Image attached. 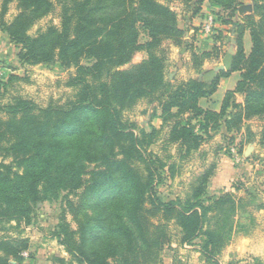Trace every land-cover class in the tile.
Instances as JSON below:
<instances>
[{
    "label": "trees",
    "instance_id": "16d2710c",
    "mask_svg": "<svg viewBox=\"0 0 264 264\" xmlns=\"http://www.w3.org/2000/svg\"><path fill=\"white\" fill-rule=\"evenodd\" d=\"M14 1L19 12L7 20ZM177 1L186 5L191 19L208 1L218 8L210 13L221 25L235 27L238 50L229 68L210 83L197 77L180 82L169 78L166 44L187 50L193 44L186 39L188 29L179 25L178 13L160 0H2L0 27L19 47L20 61L75 68L68 84L76 92L65 104L40 106L22 97L0 102V226L30 223L33 205L57 199L62 213L54 235L79 264H164L168 255L172 264H185L178 249L188 245L199 246L205 264H224L218 256L232 241L225 232L255 228L250 212L232 221V193L205 203L211 200L207 187L215 165L192 185L185 200H163L156 183L164 180L160 169L166 165L150 147L162 137L165 148L175 144L188 156L204 140L194 120L206 131L223 125L229 134L239 133L254 118L264 121V0H255L253 12L244 15L246 23L235 19H240L244 0ZM57 8L59 24L50 22L30 33ZM141 29L147 35L144 43ZM247 30L249 52L242 41ZM140 51L146 58L125 68ZM209 55L192 52L199 74ZM234 72L240 80L225 93L221 109L203 108L201 99L211 98L220 78ZM141 100L160 110L161 124L150 131L124 117ZM257 144L264 145V124ZM168 172L175 176V163ZM94 200L92 214L87 207ZM217 207L225 210L222 233L205 230L208 213ZM28 248L26 238L0 237V264H23Z\"/></svg>",
    "mask_w": 264,
    "mask_h": 264
},
{
    "label": "rangeland",
    "instance_id": "374dc122",
    "mask_svg": "<svg viewBox=\"0 0 264 264\" xmlns=\"http://www.w3.org/2000/svg\"><path fill=\"white\" fill-rule=\"evenodd\" d=\"M160 1L169 4L178 13L179 25L188 29L186 39L193 44L190 50H187L185 45L179 47L166 44L170 79L175 78L177 82H180L190 77L199 78L200 75H203V79L210 83L217 77L220 71L218 67L229 68L231 57L238 50V40L234 32L235 27L231 24L221 25L218 20H214L211 24L208 14L212 9H218L217 7H212L208 1H205L201 14L194 17V20L190 18L191 12L182 1ZM1 3L2 0H0V11ZM253 3L255 0H244L243 5ZM18 12L17 2H11L5 17L7 20H12ZM249 13L240 14L238 12L237 15L240 19L238 17L235 19L246 23L244 15ZM202 14L203 16H201ZM58 15L59 8L56 12L40 20L30 33H35L38 29L46 27L50 22L59 24ZM224 17L227 18V16ZM194 22L196 24L192 26ZM206 25L209 26V32L204 31ZM140 38L143 43L147 40L143 29H141ZM242 41L246 52H249L252 47L249 30L245 32ZM19 51V47L11 42L9 36L0 27L1 103H11L17 97H22L32 100L40 106H47L51 101L65 104L74 99L76 91L69 86L68 81L70 76L75 73V68L65 69L58 63L25 64L18 57ZM192 52L210 53L204 58L200 74L193 65ZM145 58L144 51H140L125 68L139 63ZM83 62L85 63V61ZM235 77L237 76H234L229 82H233ZM237 99L239 102L244 100L242 95H238ZM159 112L158 108L153 109L148 100H141L132 109L125 112L124 117L129 121L137 122L150 131L151 126L161 124ZM193 122L200 129L199 132L204 136V140L201 147L190 155L179 153L175 144L165 148L162 137H159L150 147L158 153L166 165L160 169L164 180L156 183L157 191L165 201L175 200L178 197L185 200L193 187L192 185L197 184L211 165H215V173L207 187V197L209 196L208 198L211 200L205 203L212 204L213 199L229 192L232 193L236 201V211L231 213L233 222L245 211L252 213L256 218L255 228L248 233H238L235 230L225 232V236L231 237L232 241L218 257L224 264H264V145L257 144L264 121L257 118L249 120L239 133L234 134L227 133L223 125L220 128H210L206 131L200 127L198 119ZM253 139L256 141L251 142ZM240 150H242L241 153ZM10 160L11 158H8V161ZM171 163L176 165V173L173 178L168 172V165ZM95 199L97 200V198ZM95 204L96 202H91V205L87 207L90 213L96 208ZM230 206L229 203L226 207ZM224 212L225 210L221 207L209 212L205 230L222 233L225 220L221 215H224ZM61 213L62 205L57 199H46L33 205L30 223L26 221L4 222L0 226V237L28 239L29 248L23 252L25 256L23 264H61L59 259H63L66 264H79L78 260L66 250L60 238L54 235L57 224L60 222ZM66 219L72 227L76 228V223L69 211H66ZM226 229H230V227L226 226ZM197 243L202 244L203 240H197ZM176 246L174 245V247ZM199 249L197 245H188L180 247L178 254L185 264H205V256ZM168 257L170 256L165 258L169 263Z\"/></svg>",
    "mask_w": 264,
    "mask_h": 264
},
{
    "label": "crops",
    "instance_id": "0c3cea01",
    "mask_svg": "<svg viewBox=\"0 0 264 264\" xmlns=\"http://www.w3.org/2000/svg\"><path fill=\"white\" fill-rule=\"evenodd\" d=\"M195 24H196V22H194L192 24V26H194ZM234 76H237V77H235L233 82L230 83L229 82L230 79L234 78ZM239 80H240V73L239 72H234V73H232V75L230 77L222 79L221 82H220V85H219V88H218L217 92L209 99H201L200 105L203 108H206V109L219 111L221 109V107H222V102H223L225 93L228 90L234 89L236 84H237V82ZM237 251H238V249H237ZM167 260L169 261V263L166 262V258H165L164 259V264H171V261H172L171 257H168Z\"/></svg>",
    "mask_w": 264,
    "mask_h": 264
},
{
    "label": "water",
    "instance_id": "95a60500",
    "mask_svg": "<svg viewBox=\"0 0 264 264\" xmlns=\"http://www.w3.org/2000/svg\"><path fill=\"white\" fill-rule=\"evenodd\" d=\"M254 8H255V3H253V4H247V5H242L241 7H239V13L240 14H243V13H246V12H253V10H254ZM232 40L233 41H235V39H233L232 38ZM220 70L221 69H225V67L224 66H220V67H218ZM203 78V75H200V77H199V79L201 80Z\"/></svg>",
    "mask_w": 264,
    "mask_h": 264
},
{
    "label": "built area",
    "instance_id": "2783aa9c",
    "mask_svg": "<svg viewBox=\"0 0 264 264\" xmlns=\"http://www.w3.org/2000/svg\"><path fill=\"white\" fill-rule=\"evenodd\" d=\"M208 17H209V20L211 21V24H212V22H214V20H216L215 16L212 15L211 13L208 14ZM204 28H205L204 29L205 32H209L208 31L209 30V26L206 25Z\"/></svg>",
    "mask_w": 264,
    "mask_h": 264
}]
</instances>
